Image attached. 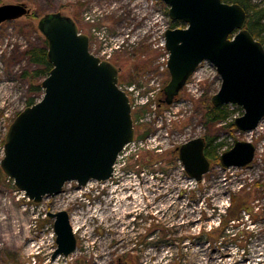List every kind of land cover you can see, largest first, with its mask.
Returning a JSON list of instances; mask_svg holds the SVG:
<instances>
[{"label": "rangeland", "instance_id": "obj_1", "mask_svg": "<svg viewBox=\"0 0 264 264\" xmlns=\"http://www.w3.org/2000/svg\"><path fill=\"white\" fill-rule=\"evenodd\" d=\"M250 3L262 6L264 0ZM3 5H24L28 15L0 25V162L10 124L29 99L41 97L33 87L45 76H34L39 68L28 53L42 47L37 22L49 13L71 18L88 37L90 53L119 70L118 85L132 107L134 139L119 154L109 181L83 188L70 182L60 195L39 204L23 197L0 168V264H211V256L224 259L220 264H264V117L254 130L240 132L225 124L242 116V108L223 105L228 119L209 135L221 144L217 155L235 141H246L255 148L254 159L242 168L209 161L198 182L186 174L178 148L205 139L202 115L221 79L204 61L172 105L157 107L155 97L169 81L164 32L185 28L169 19L167 5L159 0H0ZM228 179L232 184L226 186ZM58 211L77 221L70 222L76 249L51 260L55 235L46 214ZM253 243L255 254L250 253Z\"/></svg>", "mask_w": 264, "mask_h": 264}, {"label": "water", "instance_id": "obj_2", "mask_svg": "<svg viewBox=\"0 0 264 264\" xmlns=\"http://www.w3.org/2000/svg\"><path fill=\"white\" fill-rule=\"evenodd\" d=\"M171 21L185 28H168L164 47L169 81L163 89L170 106L198 66L210 62L221 79L211 97L213 107L240 106L234 118L240 132L254 130L264 117V47L246 29V13L238 4L221 0H159ZM28 15L24 5L0 6V25ZM37 29L46 41L51 65L41 82L43 93L10 124L0 168L28 201L62 193L75 182L105 183L113 176L118 155L134 138L130 100L118 86L119 70L89 51V39L62 13L42 16ZM205 142L195 138L178 148L186 174L198 182L209 169ZM250 142L235 141L218 156L223 168H242L254 159ZM53 220L55 249L51 260L67 257L76 238L66 211L47 213Z\"/></svg>", "mask_w": 264, "mask_h": 264}, {"label": "trees", "instance_id": "obj_3", "mask_svg": "<svg viewBox=\"0 0 264 264\" xmlns=\"http://www.w3.org/2000/svg\"><path fill=\"white\" fill-rule=\"evenodd\" d=\"M222 2L229 4H238L246 13V29L248 32L262 44L264 47V5H252L250 0H221ZM183 24V23H181ZM30 61L37 65L39 70L34 72V76L48 75L51 69V65L46 59V41L43 42L41 48L36 49L28 53ZM119 86V85H118ZM34 91L40 97L43 90L40 86L33 87ZM35 99L31 98L28 100L26 107H29L35 103ZM228 112L225 107H213L208 105L206 110H204L202 115L203 124L207 130L204 142V155L208 161H218V156L216 153V148L220 147V143L215 144V139L210 137V133L213 128L220 123L226 122L228 119ZM227 127L234 128L233 122L225 124ZM144 137V135H142ZM147 159V158H146Z\"/></svg>", "mask_w": 264, "mask_h": 264}, {"label": "bare ground", "instance_id": "obj_4", "mask_svg": "<svg viewBox=\"0 0 264 264\" xmlns=\"http://www.w3.org/2000/svg\"><path fill=\"white\" fill-rule=\"evenodd\" d=\"M227 184H232V180L231 179L226 180V184L225 185L227 186ZM217 185L223 188L222 182L217 183ZM71 221H72L73 224L77 223L76 219L73 216H70V222ZM256 242L257 241H255L254 243H256ZM254 243L250 246V249H251L250 253H252V254H255L258 251L257 249H255V244ZM257 247H261V244H258ZM219 259H221V258L219 257L217 259L216 257L211 256V259H209V260L211 261L210 262L211 264H220V262L223 261L224 259L223 260L221 259L220 261H219ZM226 263L227 264H231L230 261H228Z\"/></svg>", "mask_w": 264, "mask_h": 264}, {"label": "flooded vegetation", "instance_id": "obj_5", "mask_svg": "<svg viewBox=\"0 0 264 264\" xmlns=\"http://www.w3.org/2000/svg\"><path fill=\"white\" fill-rule=\"evenodd\" d=\"M164 89V88H163ZM163 89L162 90H160L159 91V93L156 95V99H157V101H156V103H157V107H163V108H167V107H169V106H166L165 104H164V93H163ZM183 89V88H182ZM132 95V94H131ZM176 99V98H175ZM175 99H174V102H175ZM134 139V138H133Z\"/></svg>", "mask_w": 264, "mask_h": 264}, {"label": "built area", "instance_id": "obj_6", "mask_svg": "<svg viewBox=\"0 0 264 264\" xmlns=\"http://www.w3.org/2000/svg\"><path fill=\"white\" fill-rule=\"evenodd\" d=\"M114 169H115V166H114ZM114 173V172H113Z\"/></svg>", "mask_w": 264, "mask_h": 264}]
</instances>
